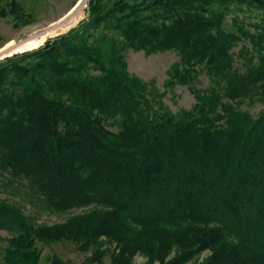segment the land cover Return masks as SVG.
I'll return each mask as SVG.
<instances>
[{"label":"trees","instance_id":"obj_1","mask_svg":"<svg viewBox=\"0 0 264 264\" xmlns=\"http://www.w3.org/2000/svg\"><path fill=\"white\" fill-rule=\"evenodd\" d=\"M127 49L175 51L168 83L193 107L157 103ZM0 176L49 211L82 209L37 225L0 201V264H42L38 243L63 240L93 261L112 244V264L206 249L201 264H264V0H89L67 33L0 63Z\"/></svg>","mask_w":264,"mask_h":264},{"label":"rangeland","instance_id":"obj_2","mask_svg":"<svg viewBox=\"0 0 264 264\" xmlns=\"http://www.w3.org/2000/svg\"><path fill=\"white\" fill-rule=\"evenodd\" d=\"M12 1L5 0L2 5L6 14L0 12V49L10 41L14 44L23 43L37 35H45L46 38L36 48L44 46L47 40L53 42L84 19L87 13V4L89 6V0H15L19 5V10L12 14L10 12L13 7ZM239 47L240 45L234 50H239ZM36 48L13 52L11 55L4 53L0 55V59L23 54ZM124 55L129 74L139 77L152 92L151 96L154 100L162 104L164 109L178 113L193 107L196 99L187 85H170L168 83V71L172 64L179 59L175 51L146 55L143 51L127 49ZM209 85L208 75L202 72L198 76L195 86L203 90ZM262 108L263 105L258 102L245 101L242 104V109L252 115H256ZM0 201L15 205L37 225L49 226L61 223L70 215L82 211V209L65 213L49 211L29 188L19 186L14 182L9 183L2 176H0ZM8 236L7 231L0 230L1 246L6 244ZM109 245L105 244L104 247H108L110 250H105V254L99 261H93L90 249L82 250L78 244L72 241L63 240L49 245L38 243L41 248L42 264H48L47 257L52 253L58 254L70 264H112L114 245ZM104 247H102L103 250ZM210 253L209 249L203 250L185 264H201ZM173 255L174 251L166 259ZM146 262V256L136 253L131 264H146Z\"/></svg>","mask_w":264,"mask_h":264},{"label":"bare ground","instance_id":"obj_3","mask_svg":"<svg viewBox=\"0 0 264 264\" xmlns=\"http://www.w3.org/2000/svg\"><path fill=\"white\" fill-rule=\"evenodd\" d=\"M45 38H46L45 35H37L28 39L27 41H24L23 43L14 44L12 43V41H10L0 49V55L4 53L11 55V53L13 52H20L22 50L36 48L37 46L42 44Z\"/></svg>","mask_w":264,"mask_h":264},{"label":"water","instance_id":"obj_4","mask_svg":"<svg viewBox=\"0 0 264 264\" xmlns=\"http://www.w3.org/2000/svg\"><path fill=\"white\" fill-rule=\"evenodd\" d=\"M88 7H89V6H88V4H87V12H88ZM6 59H7V58L0 59V63L3 62V61H5Z\"/></svg>","mask_w":264,"mask_h":264}]
</instances>
